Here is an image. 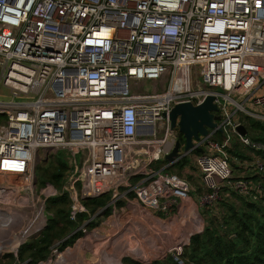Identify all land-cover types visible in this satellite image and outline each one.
I'll return each instance as SVG.
<instances>
[{
    "label": "built area",
    "instance_id": "obj_1",
    "mask_svg": "<svg viewBox=\"0 0 264 264\" xmlns=\"http://www.w3.org/2000/svg\"><path fill=\"white\" fill-rule=\"evenodd\" d=\"M263 82L264 0H0V84L9 90L0 94V178H14L0 181L7 195L0 218L22 236L14 249L50 217L51 188L36 191L32 167L40 150L67 152L56 194L69 198L71 220L87 215L75 232L87 234L105 209L115 214L136 203L179 218L192 187L165 169L190 155L205 188L196 202L205 209L216 207L221 190L258 201L264 181L234 176L228 150L237 136L264 153V144L235 131L242 117L264 124ZM208 94L222 139L200 135L185 156L169 111ZM177 140L179 155L168 163ZM243 166L261 176L264 155ZM100 196L107 203L92 213L84 202ZM176 249L168 254L184 264Z\"/></svg>",
    "mask_w": 264,
    "mask_h": 264
},
{
    "label": "trees",
    "instance_id": "obj_2",
    "mask_svg": "<svg viewBox=\"0 0 264 264\" xmlns=\"http://www.w3.org/2000/svg\"><path fill=\"white\" fill-rule=\"evenodd\" d=\"M0 119H3L1 115ZM241 123L252 141L264 144V124L248 117H242ZM214 137L220 140L222 133L216 132ZM180 140L183 141L181 135ZM228 151L230 155L238 159L242 166L243 163L251 162L255 157L264 155L262 151L242 144L237 136L233 137ZM230 160L231 165H234L232 157ZM187 163L188 159L184 157L177 163L166 167L165 170L169 172V169L175 165L182 168ZM68 171L67 163L59 153L48 154L43 162L34 167L37 186L51 188V192L45 199L46 211L51 217L40 235L20 249V259L22 261L28 259V264H38L46 260L53 244L59 242V247L63 249L85 235L82 231L75 232V230L86 220L87 215L80 214L77 220H71L69 218V198L65 194H56ZM246 174L245 176L251 180L262 178L264 181V173L259 177L257 174L247 171ZM198 192H200V188ZM234 199L239 201V204H236ZM84 203L90 207L93 213L97 208L105 206L107 196L86 200ZM132 208L138 210L135 204ZM109 212V209H105L102 214L107 215ZM205 213L201 231L191 235L188 241L183 242L182 247H177L184 264H264V196L260 197L258 201H249L228 190V195L222 197L214 209H209ZM120 218L126 221L127 216L122 214L115 218L116 220L111 221L115 223V233L110 234V230L101 227L100 231L103 233L100 236L91 237L93 243L88 240L81 241L83 240L81 239L78 244L82 243L83 245H77L76 248H69L64 252H55V256L50 259H58L62 262L58 264H81L72 262L76 258H80L85 264H122L121 259L126 255H135L139 258L149 256V252L156 249L154 243L157 239L162 243L168 240L165 246L172 245V242L176 241L174 236L177 235L178 229H181L183 238L190 235L181 216L178 218V226L160 224L158 225L160 231L152 234H150L151 227L147 231L139 224L133 225L129 222V225L121 224V220H118ZM92 225L93 223L89 222L86 228L90 229ZM128 226L138 232V238L142 237L143 240L140 238L142 241L134 243L131 237H128ZM17 240L21 241L22 236L18 235ZM24 251L28 252L26 258L22 256ZM86 252H90V256L87 257ZM123 263L177 264L168 253L148 260V262L126 258L123 259Z\"/></svg>",
    "mask_w": 264,
    "mask_h": 264
},
{
    "label": "rangeland",
    "instance_id": "obj_3",
    "mask_svg": "<svg viewBox=\"0 0 264 264\" xmlns=\"http://www.w3.org/2000/svg\"><path fill=\"white\" fill-rule=\"evenodd\" d=\"M263 86H264V82H263ZM143 88L145 90H147V91H151L153 89V83L151 81H146L144 83V87ZM0 94H2V95L3 94H9V90L7 88H5L2 84H0ZM238 115H239V118L242 117L241 113H238ZM50 153H53V154L54 153H59V154H61V156L63 157V159L67 163L68 155H67V152H66L65 149H58L57 151H52V152H49V153L47 151H41L40 150V151H38V154L36 155V157H35V159H34V161L32 163L33 170H34V167L36 166V164H38L40 162H43L44 159L46 158V156L48 154H50ZM230 157H232V160H234V165H231L232 174L234 176H245V175H247L246 171L244 169V166L239 164L240 162H238V159L237 158L235 159L232 155H230ZM192 158H193V156L190 155V157L188 158V163L186 165H184L182 168H180V167L175 165L174 167H171L169 169V172L170 173H174V174H176V175H178L180 177L185 178L189 182V184L191 185L192 190L190 192V197L193 200V202L197 205V209L195 208L194 212L197 215V219L199 220L198 222H199V225H200L199 226V229H200L204 225V220H205L204 215L206 214L205 211H209V209L208 208L205 209L204 205L201 206L199 203L196 202L197 197L205 192V188H204V186H203V184L201 182L199 171L195 167L194 162L192 161ZM162 164H166L167 165V162H163ZM0 181L4 182V183H5V181L13 182L14 178L13 177H9V178L8 177H4V178H1ZM35 185H36V191L39 192V190L42 187L37 186V181H36ZM199 188H200V192H198ZM224 193L225 192L223 190H221V194L220 195L222 197H224L225 196ZM26 194H30V193L26 192ZM10 195L11 194H9L8 196H10ZM0 196H2V197H0L1 198L0 199V208H2L1 207L2 206V203H1L2 199L6 198L7 195L3 196V192H1ZM131 201H133L132 203H134V199H131ZM234 201L236 202V204H239V201H237L236 199H234ZM132 206H133V204H130V207H124V208L122 207V208H120L118 210V212H115V214L111 213V211H110L109 214H107V215H102L100 217H96L92 221L93 225L91 226V228L90 229L86 228L87 234H85L81 238H78L77 240H75V242L72 245H69V246H67V247H65L63 249H61L59 247L58 243L53 244V246L50 247L48 258L46 260L42 261V262H39L38 264H48V263L49 264H58V263H62V262H59V260L57 261L56 259L52 260V261H49V259L52 258V256H55V252H58V253L64 252V251H66L69 248L74 249V248L77 247V245H81L82 243L78 244V242L81 239H83L81 241H87L88 240L91 243H93V240L91 239V237H95L96 235L100 236L101 233H103V231H100L101 227H103V228H105L107 230H110V234L115 233L116 232L115 231V223H113L111 221L112 220H116L115 218L120 217V215H122V214H125L127 216V219H126V221L125 220H121L122 218L118 219V220H121V224H124V223L127 224V225H129V223H131L133 225L139 224V225H141L143 227V229H146L147 231H148V228L151 227L150 234H152L153 232L155 233L157 231H160V228L158 226L160 224H164V225H167V226L174 224V225L178 226L177 225L178 217H176L175 214H173V215H171V216L166 218V217H163V216L161 217L160 215H157L156 214L157 212L154 211L153 209H148V208L147 209H143L142 205H139V204L136 205V207L138 208L137 211L134 210L132 208ZM212 207H214V206H212ZM45 211H46V209H45ZM10 212H13V211H10ZM50 217H51V215H50ZM182 217H183V221L187 224V227L191 230V228L189 227L191 225V223H188V218L186 216V213L184 215H182ZM117 224H118V222H117ZM121 224L119 223V225H121ZM21 227H22V229H25V228H27V225L24 224L23 226H19V228H21ZM1 228L3 229V226H1ZM19 228H18V230H19ZM135 228H137V227H135ZM180 230L178 229L177 235L174 236V239L176 241L174 243L172 242V245H166L165 246V243H167L168 240L164 241L162 243V242H160L157 239L155 241V243H154L156 249L153 250V252L150 251L149 254H148L149 256H147L145 258H139V257H137L135 255H126V256L122 257L121 263L124 264L123 263V259H126V258H132V259H135V260L140 261V262H148V260H152V259L161 257L164 253L170 252V250H175L177 247H180V246L182 247L183 242L187 241L189 239V236H191V235H193V234L198 232V230H196V231H194L192 233L189 231L190 235H187L185 238H183L184 236L181 234ZM17 231H15V232L17 233ZM39 232H40V230H39ZM95 232H97V234H95ZM11 233H13V230H12V232L8 231V236H6V237H7V239L9 238V240L6 241L5 245L3 246V249H0V264H28V261H29L28 259L25 260V261H22L20 259V255H21V254H19L20 249L24 245H26V243L30 242L33 239H36L40 234L36 233V232L33 233V232H31L29 230L28 237L23 241V243H21L16 249H14V247L16 246L15 242L17 241L18 235H17V237H15ZM127 233L129 235L128 237H131V240L134 243H136V244L143 240V238L140 237V235H139V237L142 240L140 238H138V235H137L138 232H135L132 229L131 226H128V232ZM27 254H28V252L24 251L22 253V256L26 258ZM90 254H91L90 252H86V256L87 257L90 256ZM72 262H77V263H81V264L84 263L83 261H81L80 258H76V259L72 260Z\"/></svg>",
    "mask_w": 264,
    "mask_h": 264
},
{
    "label": "water",
    "instance_id": "obj_4",
    "mask_svg": "<svg viewBox=\"0 0 264 264\" xmlns=\"http://www.w3.org/2000/svg\"><path fill=\"white\" fill-rule=\"evenodd\" d=\"M218 108L214 103V96L208 94L201 103L193 104L191 102H179L174 104L168 114L170 130L173 131L176 126L182 135L185 156L192 147V140L199 139L200 135L207 136L210 140H215L214 135L209 130L216 129L222 132L218 121L220 115L216 114ZM235 131L242 137H246L247 131L244 125L238 124ZM180 141L177 140L173 150L165 156L166 161L172 162L179 155ZM197 152L203 153L200 147L195 148ZM202 228L199 229V231Z\"/></svg>",
    "mask_w": 264,
    "mask_h": 264
},
{
    "label": "bare ground",
    "instance_id": "obj_5",
    "mask_svg": "<svg viewBox=\"0 0 264 264\" xmlns=\"http://www.w3.org/2000/svg\"><path fill=\"white\" fill-rule=\"evenodd\" d=\"M244 79L246 81H251L252 75H251L250 70L247 71ZM195 208H196V206L193 204V202L188 200V202L184 206L183 212L181 214V218L183 221L182 215H184L186 213V216L188 218V223H191V225L189 226L191 228V230L187 227V224L184 221H183V223L186 225L188 232L190 231L191 233L198 230L199 226H200L199 222H198L199 220L197 219V215L194 212ZM0 212H4V211H0ZM8 220H9L8 216H3L0 218V245L3 244L4 241L6 243V241L9 240V238L7 239V237H6V236H8V231L12 232V226H10L11 222L9 224H6ZM1 226H3V229L1 228ZM16 244H18V240L15 242V245ZM56 260L58 261V259H56ZM49 261H52V260L49 259Z\"/></svg>",
    "mask_w": 264,
    "mask_h": 264
},
{
    "label": "flooded vegetation",
    "instance_id": "obj_6",
    "mask_svg": "<svg viewBox=\"0 0 264 264\" xmlns=\"http://www.w3.org/2000/svg\"><path fill=\"white\" fill-rule=\"evenodd\" d=\"M4 243L5 241L3 242V244L0 245V249H3V246L5 245Z\"/></svg>",
    "mask_w": 264,
    "mask_h": 264
}]
</instances>
